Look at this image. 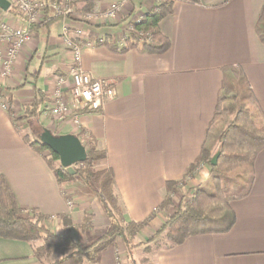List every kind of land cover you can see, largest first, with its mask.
Segmentation results:
<instances>
[{"label": "crops", "instance_id": "0c3cea01", "mask_svg": "<svg viewBox=\"0 0 264 264\" xmlns=\"http://www.w3.org/2000/svg\"><path fill=\"white\" fill-rule=\"evenodd\" d=\"M114 1L73 0V6L77 14H85L105 10ZM197 1H174L170 15L159 22L160 35L169 43L161 53L119 42L121 28L133 15H145L154 8L148 0L128 5L117 23L81 25L82 68L111 84L115 97L99 112L81 115L79 127L48 121L41 115L38 118L40 126L55 135H75L82 144L92 137L98 149L105 151L106 158L95 169L112 171L124 221L141 223L153 215L137 242L150 239L173 214L170 206L158 209L166 183L185 180L202 148L208 146L224 68L243 71L264 115V47L256 35L264 0ZM53 17L45 13V19ZM0 22L26 26L20 14L2 11ZM43 22L32 29L10 75L0 78V91L10 106L4 111L0 98V179L27 216L34 211L44 217V226L52 233L69 235L88 246L108 228L102 207L78 185L58 182L44 154L25 144V123L15 120L37 91L48 99L43 106L51 101L56 79L69 65L62 20ZM150 44L157 45L152 40ZM66 197L73 208L67 207ZM230 207L234 224L227 232L192 236L181 245L154 250L148 255L149 262L264 264V149L255 159L249 194L231 202ZM86 215L91 219L84 226ZM127 262L124 243L117 239L95 264ZM0 264L48 262L38 261L30 244L0 238Z\"/></svg>", "mask_w": 264, "mask_h": 264}, {"label": "trees", "instance_id": "16d2710c", "mask_svg": "<svg viewBox=\"0 0 264 264\" xmlns=\"http://www.w3.org/2000/svg\"><path fill=\"white\" fill-rule=\"evenodd\" d=\"M197 3V0H186ZM172 4L163 2L145 14L134 28L149 34V38L157 45L144 44L145 51L161 53L168 49L169 43L158 30L159 22L170 15ZM9 14L19 13L10 7ZM54 15L50 22L59 19ZM34 27H32L33 29ZM256 35L264 47V7L256 24ZM134 47L133 45L130 46ZM48 99L41 91L35 93L34 99L22 107L23 121L30 133L23 136L25 144L37 154L49 153L44 157L47 166L55 173L58 182L71 181L78 178L81 185L93 193L102 207L109 225L106 232L88 246H81L69 235L56 234L43 224L44 217L32 211L27 216L20 209L12 192L3 179H0V238L22 241L33 247V255L38 260L57 256L50 264H95L100 254L113 247L117 239H121L126 249L128 264H152L147 259L143 262L134 260L133 250L145 246L144 253H151L150 244L164 240L160 248L181 245L187 238L204 234L227 232L234 224V214L230 203L245 198L253 183V165L257 155L264 149V115L252 93L247 78L238 67H227L222 70V84L210 127L222 116L221 106L226 102L234 103L233 108L225 112V128L217 138V150L212 153L210 147L204 146L186 177L195 178L194 171L203 164L207 167V176L190 194L191 198L177 205L173 214L146 242H137V236L149 221L141 223L125 222L119 198L114 191V177L111 170L94 171L96 166L106 158V153L98 149L96 141L88 137L83 146L87 159L78 167L74 176H69L58 166V157L38 142V135L43 128L38 123L41 110ZM219 153L215 165L211 164L213 156ZM186 179V178H185ZM186 181L166 183L165 196L158 209L172 205L170 193L176 188L186 186ZM91 216L84 217V226L89 225ZM87 228V227H83Z\"/></svg>", "mask_w": 264, "mask_h": 264}, {"label": "built area", "instance_id": "2783aa9c", "mask_svg": "<svg viewBox=\"0 0 264 264\" xmlns=\"http://www.w3.org/2000/svg\"><path fill=\"white\" fill-rule=\"evenodd\" d=\"M10 7L16 10L26 21L25 27H14L0 22V78L8 77L23 47L30 40L32 27L45 19V13L58 15L63 22L62 40L67 46L70 61L65 74L57 77L55 91L51 101L42 108L41 116L56 123H71L75 127L80 125V116L99 112L107 101L115 97L111 84L95 79L82 68V29L81 25L92 24L97 21L103 23H117L119 16L128 5L135 0H115L107 9L102 11L77 14L73 0H49L34 2L32 0H6ZM154 7L163 3H173L176 0H148ZM144 15L136 13L131 20L121 28L120 44L133 43L141 45L150 43L149 34L137 31L135 24L142 21ZM71 21V22H70ZM73 22V25L70 23ZM119 24V23H118ZM70 34V35H69ZM1 108L9 111L8 98L0 91ZM206 166L199 165L194 171L195 178L185 179L186 182L199 184L204 180ZM197 176H200L198 179ZM183 187V186H182ZM71 207V203H67Z\"/></svg>", "mask_w": 264, "mask_h": 264}, {"label": "rangeland", "instance_id": "374dc122", "mask_svg": "<svg viewBox=\"0 0 264 264\" xmlns=\"http://www.w3.org/2000/svg\"><path fill=\"white\" fill-rule=\"evenodd\" d=\"M151 42V40H150ZM235 106L234 103H231V102H226L224 104H222L221 106V111H222V116L219 118L218 121H216L213 125H212V128L210 129V134H209V139H208V146L210 147V150H212V153H215L216 150H217V138L219 136V134L224 130L225 128V120H226V117H225V112L227 109H230V108H233ZM16 120V119H15ZM17 121V120H16ZM26 130V128L22 129V132L25 134L28 135L29 130H27L26 132H24ZM44 157H46V159L49 158V153L48 152H44ZM59 166V162L57 164ZM78 167L75 165L73 167V170L76 171ZM94 171H98L96 169H94ZM206 171H207V167H206ZM203 174L204 176V179L205 177L207 176V172H204V173H201V175ZM200 176H197L196 178L198 179ZM70 183H73V186L76 184L78 185L79 189H82L83 191L85 192H88L89 194H91L94 198L95 195L93 193H91L87 188L83 187L81 185V183L79 182L78 178H74L73 180L70 181ZM186 186H180L178 188H176V193H170V195L168 196L169 199L172 201V205H170V207H172V210L174 211L175 207L177 205H179L180 203H183L187 200H189L191 198V195L193 193V190L198 187L199 185V182L195 181L193 183L194 186H192V184L190 182H186ZM66 203L70 202L71 203V207L68 206L67 204V207L68 208H73V203L69 200L68 197H66ZM69 200V201H68ZM31 215V214H29ZM169 218V217H168ZM167 218V219H168ZM44 224V223H43ZM164 240H158L157 242H155V244H150V249L152 250L151 253L154 251V250H159L163 244H164ZM144 249H145V246H141L139 248H135V251L134 253H132V257L134 260H137L138 263L141 261L143 262V260H141L142 258L143 259H147L148 260V255L144 253ZM54 256L50 257L49 259H44V261L48 264L52 263L54 261ZM57 258V256H55V259ZM128 264V263H127ZM142 264V263H141Z\"/></svg>", "mask_w": 264, "mask_h": 264}, {"label": "water", "instance_id": "95a60500", "mask_svg": "<svg viewBox=\"0 0 264 264\" xmlns=\"http://www.w3.org/2000/svg\"><path fill=\"white\" fill-rule=\"evenodd\" d=\"M10 4L6 0H0V11L7 12ZM38 142L49 149L58 157L59 165L69 176H74L73 167L82 164L87 159L86 150L75 135H55L47 129H43L38 135ZM219 153H216L211 159L214 166Z\"/></svg>", "mask_w": 264, "mask_h": 264}]
</instances>
